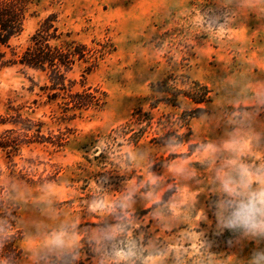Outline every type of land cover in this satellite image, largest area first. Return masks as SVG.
Listing matches in <instances>:
<instances>
[{
    "label": "rangeland",
    "instance_id": "rangeland-1",
    "mask_svg": "<svg viewBox=\"0 0 264 264\" xmlns=\"http://www.w3.org/2000/svg\"><path fill=\"white\" fill-rule=\"evenodd\" d=\"M34 3V17L11 41L16 51L54 13L60 31L88 46L106 43L110 53L85 81L105 95L103 110L60 124L51 119L57 105L39 90L43 73L0 68V114L72 132L60 150L21 151L38 173L59 168L52 183L21 177L28 163L19 155L11 174L0 151V186L18 206L23 234L17 264H64L66 254L70 264H264V215L255 211L264 207V0ZM85 67L71 75L76 88ZM169 74L179 89L206 86L207 100L179 97V108L160 101L150 110L151 85ZM138 107L154 120L203 111L182 145L160 146L150 131L135 141L116 136Z\"/></svg>",
    "mask_w": 264,
    "mask_h": 264
},
{
    "label": "trees",
    "instance_id": "trees-1",
    "mask_svg": "<svg viewBox=\"0 0 264 264\" xmlns=\"http://www.w3.org/2000/svg\"><path fill=\"white\" fill-rule=\"evenodd\" d=\"M34 0H0V68L20 66L21 70L31 69L45 75V83L39 90L46 93V103L55 102L59 114H52L51 119L58 124L72 121L88 112L103 110L105 95L91 86L86 87V76L98 67L99 62L110 53L106 43H95L88 46L71 37L69 32H62L55 25L56 14H49L42 19L38 28L29 38L28 44L16 51L11 41L24 31L25 23L34 17ZM9 50V57L7 56ZM86 64L80 77V88L77 80L71 75L79 64ZM176 76L167 75L164 79L151 85L152 92L149 109L157 107L158 102L179 108V97H184L196 104L207 100V88L198 82H192L185 89L176 87ZM172 81V82H171ZM171 82V83H170ZM156 94V95H155ZM158 94L163 96L158 97ZM35 103V102H33ZM202 108L183 110L180 114L162 115L153 119L150 111L136 108L125 125L115 131L116 136L135 141L142 133L150 131L156 144L160 146H180L183 139L191 134L190 120L202 112ZM143 124V125H142ZM135 125L140 126L137 130ZM0 151L5 152L11 174L17 167L14 157L27 162L22 165L19 174L29 182L37 184L56 181L59 168L51 164L50 171L38 173L32 165L33 160L24 159L21 151L31 146L53 147L57 150L65 147L71 135L68 127L51 128L41 118H33L20 112L0 114ZM185 130V131H184ZM0 169V177L3 175ZM28 177V178H27ZM0 216L4 219L0 225V264H17L23 257L21 242L23 234L16 228L15 218L18 217V206L7 197L6 190L0 186ZM72 255H64L62 263L70 264ZM79 264H84L80 262Z\"/></svg>",
    "mask_w": 264,
    "mask_h": 264
},
{
    "label": "clouds",
    "instance_id": "clouds-1",
    "mask_svg": "<svg viewBox=\"0 0 264 264\" xmlns=\"http://www.w3.org/2000/svg\"><path fill=\"white\" fill-rule=\"evenodd\" d=\"M255 211H256V212H259L261 215H264V207H258ZM250 212H251V210H250ZM247 219H248L249 221H253V222H254V220H255V215H254V213L248 215V216H247ZM229 223H231V222H229Z\"/></svg>",
    "mask_w": 264,
    "mask_h": 264
}]
</instances>
